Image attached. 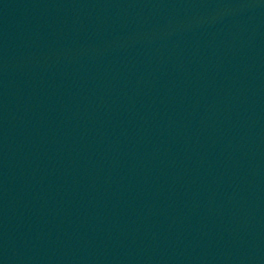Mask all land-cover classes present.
<instances>
[{
    "label": "water",
    "instance_id": "95a60500",
    "mask_svg": "<svg viewBox=\"0 0 264 264\" xmlns=\"http://www.w3.org/2000/svg\"><path fill=\"white\" fill-rule=\"evenodd\" d=\"M0 264H264V0H0Z\"/></svg>",
    "mask_w": 264,
    "mask_h": 264
}]
</instances>
